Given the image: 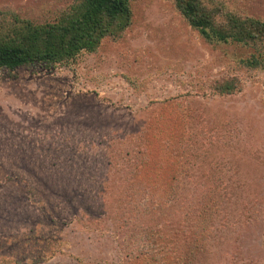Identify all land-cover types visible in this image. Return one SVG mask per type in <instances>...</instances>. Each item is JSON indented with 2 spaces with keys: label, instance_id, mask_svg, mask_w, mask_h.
Here are the masks:
<instances>
[{
  "label": "rangeland",
  "instance_id": "374dc122",
  "mask_svg": "<svg viewBox=\"0 0 264 264\" xmlns=\"http://www.w3.org/2000/svg\"><path fill=\"white\" fill-rule=\"evenodd\" d=\"M224 1L264 21V0ZM69 3L0 11L44 23ZM129 8L94 52L0 71V264H264V70L172 0Z\"/></svg>",
  "mask_w": 264,
  "mask_h": 264
},
{
  "label": "trees",
  "instance_id": "16d2710c",
  "mask_svg": "<svg viewBox=\"0 0 264 264\" xmlns=\"http://www.w3.org/2000/svg\"><path fill=\"white\" fill-rule=\"evenodd\" d=\"M133 0H70L52 21L34 23L12 11H0V71L50 70L78 54L94 52L107 36H119L130 24ZM186 24L207 43L247 49L242 69L264 70V21L230 12L224 0H172ZM223 4V5H222ZM216 94L235 90V79L215 81Z\"/></svg>",
  "mask_w": 264,
  "mask_h": 264
}]
</instances>
